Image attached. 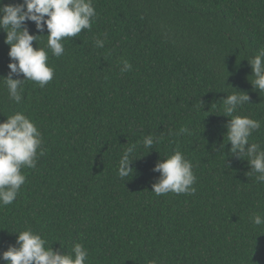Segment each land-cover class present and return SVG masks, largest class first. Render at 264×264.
I'll list each match as a JSON object with an SVG mask.
<instances>
[{"label": "trees", "instance_id": "1", "mask_svg": "<svg viewBox=\"0 0 264 264\" xmlns=\"http://www.w3.org/2000/svg\"><path fill=\"white\" fill-rule=\"evenodd\" d=\"M93 4L91 30L65 38L59 58L48 51L54 76L45 87L25 81L16 104L0 81V122L22 112L45 149L35 168L21 169L14 202L0 207V253L30 228L54 251L81 243L86 264H264V226L250 219L264 216V184L230 144L220 151L221 99L234 89L249 95L236 114L261 122L251 142L264 147V92L253 90L247 62L264 49V0ZM5 36L0 30V77L9 72ZM122 60L131 71L121 73ZM181 127L192 134L174 135ZM148 134L161 138L151 149L142 145ZM133 143L134 173L121 179L119 160ZM175 150L192 162L196 192L156 195L152 169Z\"/></svg>", "mask_w": 264, "mask_h": 264}, {"label": "clouds", "instance_id": "2", "mask_svg": "<svg viewBox=\"0 0 264 264\" xmlns=\"http://www.w3.org/2000/svg\"><path fill=\"white\" fill-rule=\"evenodd\" d=\"M96 16L93 0H20L7 4L0 0V30L6 34L4 43L9 47L10 58L7 64L9 72L0 77V81L7 89L9 98L16 104L21 103L25 81L45 87L54 76V68L48 65V51L57 58L63 56L64 39L78 37L83 30H91ZM27 22H33L40 34H30ZM45 29L47 35H43ZM104 35L106 39L107 34ZM42 36L47 37L46 48L37 46V39ZM33 42L36 43L35 48ZM104 44V39H94L95 47L103 48ZM247 62L251 67L253 79L250 84L253 90L264 92V49H260ZM121 64V73L131 71L132 65L127 60H122ZM21 74L23 79L18 78ZM234 90L221 99L223 116L228 120L223 136V140L226 136L227 142L220 144V151L230 144L228 152L238 160H246L250 171L256 174V182L264 184V147L251 142L253 132L261 129V122L236 114L242 105L249 102L250 97L245 92ZM181 134L192 133L187 127H181L179 132L174 133ZM160 139L148 134L143 138L142 145L151 149ZM42 144L41 132L22 112H16L0 122V207L14 202L26 182L21 169L36 167L38 156L45 152ZM136 149L137 144L133 143L124 150L117 169L121 179L133 175L131 165L134 159L131 157ZM192 169V162L181 151L175 150L173 154L165 155L152 169L159 173L152 184V192L156 195L169 192L195 194L193 185L196 177ZM250 219L256 226H264V216L254 213ZM88 255V250L81 243H73L70 252L54 251L40 234L28 228L16 233L15 245L0 253V260L4 264H86ZM149 264H157V261L152 260Z\"/></svg>", "mask_w": 264, "mask_h": 264}]
</instances>
